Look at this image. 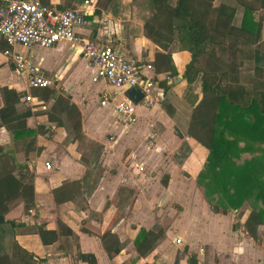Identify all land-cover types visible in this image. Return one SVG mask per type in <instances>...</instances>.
Segmentation results:
<instances>
[{
  "label": "crops",
  "instance_id": "1",
  "mask_svg": "<svg viewBox=\"0 0 264 264\" xmlns=\"http://www.w3.org/2000/svg\"><path fill=\"white\" fill-rule=\"evenodd\" d=\"M36 1L61 10L65 0ZM91 1L93 15L76 33L150 64L144 74L161 102L136 107L135 122L124 125L112 103L98 105L114 89L92 83L93 70L68 44L24 49L0 40V176L22 185L31 177L33 193L29 209L14 200L3 216L14 224L4 226L5 263L187 264L193 258L194 264H264V223H255L250 205L214 213L196 185L208 151L187 135L191 111L202 98L200 74L191 84L183 78L189 53L166 54L144 37L143 0H115L105 9L104 1ZM252 17L260 26V49L264 11ZM240 19L238 9L234 24ZM263 49L239 68L241 84L253 77L256 60L264 70ZM13 54L57 82L29 89L26 75L13 68ZM26 95L32 102H24ZM151 131L157 137L149 148ZM136 163L143 168L138 176L131 172ZM140 230L149 235L138 253Z\"/></svg>",
  "mask_w": 264,
  "mask_h": 264
},
{
  "label": "trees",
  "instance_id": "2",
  "mask_svg": "<svg viewBox=\"0 0 264 264\" xmlns=\"http://www.w3.org/2000/svg\"><path fill=\"white\" fill-rule=\"evenodd\" d=\"M83 1L65 0L61 10L74 9ZM99 1L95 0L96 4ZM102 1L105 9L115 0ZM216 1L143 0L140 7L148 12L143 33L166 54L171 50L189 53L183 72L187 84L200 74L202 98L191 111L187 135L208 151L196 185L211 211L226 212L248 203L251 217L259 225L264 223V70L256 60L247 85L239 82L238 70L258 52L262 54L264 43L255 48L260 26L252 15L264 11V0L214 5ZM238 9L241 19L235 25ZM28 179L22 185L8 174L0 176V264H6L7 259L2 251L4 226L14 225L3 216L14 200H21L26 210L31 207V177ZM148 235L140 230L135 238L138 253L145 249ZM194 262L193 258L187 260V264Z\"/></svg>",
  "mask_w": 264,
  "mask_h": 264
},
{
  "label": "built area",
  "instance_id": "3",
  "mask_svg": "<svg viewBox=\"0 0 264 264\" xmlns=\"http://www.w3.org/2000/svg\"><path fill=\"white\" fill-rule=\"evenodd\" d=\"M93 12L91 0H84L79 8L63 10L36 0H0V40L9 48L20 46L24 49H48L61 42L68 44L70 50L93 70L92 83L103 81L114 89L102 94L98 105L104 107L112 103L116 118L124 125H131L136 120V107L151 108L161 102V97L154 94L155 82L144 74L151 71V65L128 57L119 46L80 37L76 32L83 28L85 18ZM11 62L16 72L26 75L29 89H46L57 82L56 78L41 76L39 69L23 55L13 54ZM132 88H136L141 96L136 103L126 96ZM24 102H32V98L26 95ZM156 137L154 131L146 135L147 147H153ZM45 168L49 169V166L46 164ZM142 170L140 164L132 165L134 176ZM179 243V239L174 241L176 245ZM32 260L38 261L36 257Z\"/></svg>",
  "mask_w": 264,
  "mask_h": 264
},
{
  "label": "water",
  "instance_id": "4",
  "mask_svg": "<svg viewBox=\"0 0 264 264\" xmlns=\"http://www.w3.org/2000/svg\"><path fill=\"white\" fill-rule=\"evenodd\" d=\"M127 97L132 100L133 103H136L141 96L136 88H132L127 92Z\"/></svg>",
  "mask_w": 264,
  "mask_h": 264
},
{
  "label": "rangeland",
  "instance_id": "5",
  "mask_svg": "<svg viewBox=\"0 0 264 264\" xmlns=\"http://www.w3.org/2000/svg\"><path fill=\"white\" fill-rule=\"evenodd\" d=\"M232 2L233 0H217V2H214V5H216V3L233 4Z\"/></svg>",
  "mask_w": 264,
  "mask_h": 264
}]
</instances>
